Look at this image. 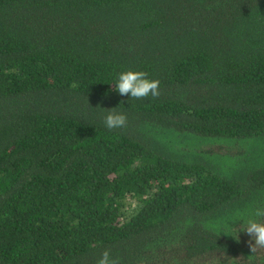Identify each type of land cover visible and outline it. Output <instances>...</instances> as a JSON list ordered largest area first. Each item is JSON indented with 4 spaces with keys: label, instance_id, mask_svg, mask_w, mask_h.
Here are the masks:
<instances>
[{
    "label": "trees",
    "instance_id": "16d2710c",
    "mask_svg": "<svg viewBox=\"0 0 264 264\" xmlns=\"http://www.w3.org/2000/svg\"><path fill=\"white\" fill-rule=\"evenodd\" d=\"M257 211L264 0H0V264H264Z\"/></svg>",
    "mask_w": 264,
    "mask_h": 264
},
{
    "label": "clouds",
    "instance_id": "9594fccd",
    "mask_svg": "<svg viewBox=\"0 0 264 264\" xmlns=\"http://www.w3.org/2000/svg\"><path fill=\"white\" fill-rule=\"evenodd\" d=\"M159 84V80L148 79L146 72L129 70L119 74L115 91L121 96L130 94L132 99H145L149 96L158 98L160 95ZM115 109L106 110L108 114L104 119V124L108 130L124 128L127 125V115L117 112ZM256 216L264 217V212L257 211ZM240 231L251 237L248 243L253 253L258 248H264V222L249 220ZM97 264H119V260L112 258L110 250L106 249Z\"/></svg>",
    "mask_w": 264,
    "mask_h": 264
},
{
    "label": "rangeland",
    "instance_id": "374dc122",
    "mask_svg": "<svg viewBox=\"0 0 264 264\" xmlns=\"http://www.w3.org/2000/svg\"><path fill=\"white\" fill-rule=\"evenodd\" d=\"M222 148H223V146H219V145H215V146L212 147V149H214L216 151H223Z\"/></svg>",
    "mask_w": 264,
    "mask_h": 264
}]
</instances>
